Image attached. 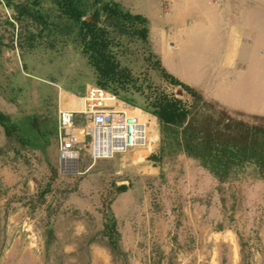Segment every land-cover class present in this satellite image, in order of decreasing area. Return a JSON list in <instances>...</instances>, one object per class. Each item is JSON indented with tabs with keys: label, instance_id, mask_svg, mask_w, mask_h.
I'll list each match as a JSON object with an SVG mask.
<instances>
[{
	"label": "rangeland",
	"instance_id": "obj_1",
	"mask_svg": "<svg viewBox=\"0 0 264 264\" xmlns=\"http://www.w3.org/2000/svg\"><path fill=\"white\" fill-rule=\"evenodd\" d=\"M104 1L142 15L149 30L146 41L135 33L142 26L137 22L127 23L129 32L121 34L108 26L112 21L99 20L100 29L107 26L111 62L118 63L111 79L101 76L87 52L79 21L67 20L47 0L34 15L28 0H0V111L25 124L14 136L0 125V264H197L190 256L202 245L199 240L225 236H235L247 251L264 224V179L246 164L219 180L204 166L210 156L205 151L204 163L203 142L193 134L239 139L264 130V116L228 109L200 94L201 104L164 78L166 69L184 83L182 42L165 39L164 47H175L168 55H182L171 67V59L162 61L155 52L150 32L159 28L157 18L181 12L179 0ZM210 1L224 14L225 34L229 24L245 34L241 72L254 69L259 77L264 0ZM96 36L102 37L99 31ZM91 88L116 95L118 103L146 118L150 143L97 162L84 151L77 171L65 174L58 160L57 111H83ZM175 99L188 118L180 126H161L153 112ZM184 128L200 149L194 157L183 152ZM153 155L161 162L153 164ZM204 246L216 252L206 250L204 264H230L229 244Z\"/></svg>",
	"mask_w": 264,
	"mask_h": 264
},
{
	"label": "crops",
	"instance_id": "obj_2",
	"mask_svg": "<svg viewBox=\"0 0 264 264\" xmlns=\"http://www.w3.org/2000/svg\"><path fill=\"white\" fill-rule=\"evenodd\" d=\"M182 1L175 3L181 10L177 11V20L173 16L157 18H161L159 28L153 34L150 32L149 39L155 52L159 53L162 61L164 58L171 59L169 65L172 67L182 55H168L167 51L175 47L171 42L164 47V43L168 37L176 38L182 42L180 49L185 53L186 85L199 92L205 100L228 109L264 116V71L260 72L259 77L254 69L241 72L242 49L247 47L248 42L240 25L238 28L229 24V31L225 34V17L216 3L210 0ZM158 45L161 47L159 52L156 49ZM160 52H164V56ZM113 106L121 109L125 104L117 102ZM260 230L261 236L257 241L248 240L250 246L247 251L235 236L222 237L221 242H218L220 239L209 237L199 240L202 245L193 250L190 259L198 261L197 264H204L206 250L216 254L215 250L206 249L204 244L225 243L230 245L233 255L228 263L242 264L245 260V264H264V224ZM243 252H247L246 259L243 258Z\"/></svg>",
	"mask_w": 264,
	"mask_h": 264
},
{
	"label": "trees",
	"instance_id": "obj_3",
	"mask_svg": "<svg viewBox=\"0 0 264 264\" xmlns=\"http://www.w3.org/2000/svg\"><path fill=\"white\" fill-rule=\"evenodd\" d=\"M51 4L56 5L63 16L67 20L80 22L81 34L84 38V46L87 48V52H90L97 70L101 76L111 79L117 76L116 67L118 63L112 60L109 53L110 42L105 39L107 29L105 26L98 27L99 20L104 18L105 21H112L108 26H112L116 30H119L121 34H127L129 32V26L127 23L135 24V22L142 25L135 30V33L139 34L143 40H148L149 30L146 26L147 19L142 15H134L128 11H125L123 7L115 1L104 0H47ZM32 15L40 14L41 10L36 6L41 4V0H28L26 3ZM90 13V14H89ZM89 14V15H88ZM134 26V25H133ZM136 26V25H135ZM135 28V27H134ZM132 30V28H131ZM100 33L102 37L97 40L96 32ZM164 78L169 80L171 84L181 87L185 92L194 97L198 102L204 104L203 97L195 89L181 82L175 76L170 74L166 69H163ZM175 103L168 104L167 106H161L158 111L153 112V116L160 121L161 126H175L183 125L188 118V111L177 107V104L181 100L175 99ZM0 125L8 136L17 135L23 130L25 124L13 121L7 115L0 111ZM188 126V125H187ZM185 129V128H184ZM186 130V131H185ZM185 140L182 143L183 152H186L189 157L196 156L193 153L195 150L199 151L197 147H194V143L189 135L193 132L191 129L186 128ZM252 134L247 133L239 139L234 138H216L213 140H207L203 131H197L193 134V138H200L203 142L205 163V151L210 156V165L204 164L206 168H209L214 176L219 180H224L231 174L232 170H239L241 167L253 165L259 170L260 178L264 179V130L252 129ZM188 137V139H187ZM208 137H212L208 135ZM249 137V138H248ZM206 159V158H205ZM162 158L157 155L150 157V161L153 164L160 163ZM119 191L126 190L125 186L118 187ZM115 228V225L109 229ZM116 243H111L113 249H115Z\"/></svg>",
	"mask_w": 264,
	"mask_h": 264
},
{
	"label": "built area",
	"instance_id": "obj_4",
	"mask_svg": "<svg viewBox=\"0 0 264 264\" xmlns=\"http://www.w3.org/2000/svg\"><path fill=\"white\" fill-rule=\"evenodd\" d=\"M83 111H57L60 170L77 171L86 151L93 162L110 160L150 143V122L126 107L115 109L117 96L91 88Z\"/></svg>",
	"mask_w": 264,
	"mask_h": 264
},
{
	"label": "bare ground",
	"instance_id": "obj_5",
	"mask_svg": "<svg viewBox=\"0 0 264 264\" xmlns=\"http://www.w3.org/2000/svg\"><path fill=\"white\" fill-rule=\"evenodd\" d=\"M84 110V109H83Z\"/></svg>",
	"mask_w": 264,
	"mask_h": 264
}]
</instances>
